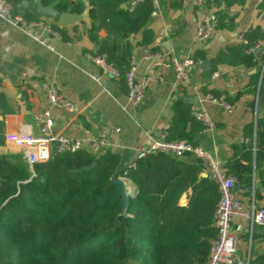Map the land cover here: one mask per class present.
<instances>
[{"label":"trees","instance_id":"trees-1","mask_svg":"<svg viewBox=\"0 0 264 264\" xmlns=\"http://www.w3.org/2000/svg\"><path fill=\"white\" fill-rule=\"evenodd\" d=\"M128 1L88 0L86 9L90 23L87 36L96 45L91 54L105 55L118 72L122 88L132 54L131 36L140 33L139 43L145 47L154 41L147 29L153 11L151 0L123 10L121 6ZM245 1L221 0L216 29L231 30L233 23L226 11ZM8 2L26 23L40 21L32 2ZM42 3L53 4L55 22L61 14L80 15L85 11L81 3L69 0ZM103 11L109 14L111 41L96 37L98 14ZM52 27L66 41L63 28L56 23ZM243 35L249 45L239 43L219 52L211 61L210 75L217 65L252 68L259 64L261 55L248 54L247 50L264 41V27ZM192 59L200 61L203 56L197 52ZM250 86H259L264 94V73L251 77L245 92H250ZM201 92L216 99L225 96L230 106L237 101V97L230 99L214 90ZM202 130L191 106L179 100L172 106L164 139L184 141L195 148L196 136ZM243 136L254 140V145L233 146L224 170L237 183L247 184L245 176L251 173L252 165L259 169L264 164V111L256 121L254 135L249 125ZM238 157L245 158L247 164H239ZM120 160L119 154L109 150L98 156L83 151L54 154L46 162L35 164L31 177L20 154L0 153V264H204L215 237L212 215L219 194L208 177L200 176L202 161L185 164L154 153L127 168L120 166ZM113 180L121 182L123 197ZM248 264H264V256Z\"/></svg>","mask_w":264,"mask_h":264},{"label":"crops","instance_id":"crops-1","mask_svg":"<svg viewBox=\"0 0 264 264\" xmlns=\"http://www.w3.org/2000/svg\"><path fill=\"white\" fill-rule=\"evenodd\" d=\"M27 1L34 4L40 21L57 25L53 4L44 5L41 0V6L45 9V12H41L35 0ZM69 1L85 7L80 14L83 20L62 27L67 39H52L50 44L54 52L0 20V153L19 154V149L6 142V135L30 133L33 137L38 136L34 116L47 108L41 90V84L45 81L53 82L58 92L73 106L71 112L56 108L49 110L53 136L88 143L104 129L108 150L121 156L124 150L149 145L151 140L145 137L146 132H151L153 139L158 138L157 132L159 135L165 134L172 116V106L177 101L187 104L188 99L195 97L196 102L191 109H197L204 96L201 90L209 89L230 99L237 97V101L231 105V112L213 104L203 105L213 129L196 136L197 147L210 154L224 169L233 146L254 145V140L248 141L243 133L244 128L250 125L254 135L256 121L264 111V108L258 107V97L264 94L260 93L259 86L256 89L250 86L249 93L245 90L251 77L256 73L261 77L264 73V46L256 52L261 58L255 67L217 65L211 75L208 72L212 68L211 61L219 52H227L239 44L240 35L264 27V0H246L243 5L228 8L226 13L233 28L216 29L205 42L197 40L195 29L210 10L195 7L193 0H154L147 24L154 41L145 47L139 43L140 33L130 38L133 46L131 56L136 63L135 75L150 80L144 101L135 108L127 104L126 88H122L117 80L101 76L100 81L95 82L90 78L99 74L100 70L86 58L87 54L96 50V45L87 36L90 28L86 13L88 0ZM132 1H128L126 9ZM108 15L106 11L98 14L96 37L99 40L112 39ZM153 48L156 51L151 52ZM155 52L162 57L154 61L145 59L146 55ZM197 52L203 56L201 65L203 62L209 63L206 71L200 66L192 73L189 82L177 85L169 59H192ZM213 74H216L215 78H212ZM130 158L131 155L128 160ZM179 160L185 164H196L199 159L185 154ZM237 162L247 164L243 157H238ZM245 177L249 182L236 183V196L244 206L253 204L255 208L264 209V164L259 169L252 165L251 173ZM123 183L130 185L128 180H123ZM184 200L185 196H182L181 201ZM232 231L240 240L237 254L247 264L264 256L261 227L251 226L249 221L237 218L232 222Z\"/></svg>","mask_w":264,"mask_h":264},{"label":"built area","instance_id":"built-area-1","mask_svg":"<svg viewBox=\"0 0 264 264\" xmlns=\"http://www.w3.org/2000/svg\"><path fill=\"white\" fill-rule=\"evenodd\" d=\"M140 2L142 0H133L127 9H133ZM151 2L153 5L154 0H151ZM220 2L221 0H193L195 7L210 10L196 25L195 33L199 42L207 41L216 30L218 23L216 12L220 9L218 6ZM0 20L20 30L50 52H54L50 44L52 39L62 41L58 32L53 29V24L44 21L26 23L21 16L14 14L13 7L8 0H0ZM238 41L243 45H249L244 35H240ZM66 45L69 46V43H66ZM262 46H264V41H259L254 46H250L247 53L255 55ZM161 57L160 53L155 52L146 55L145 59L147 61H154ZM86 58L100 70L99 74L90 76L93 81L99 82L101 76L114 80L119 78V74L114 66L106 61L105 55L87 54ZM169 63L174 82L177 85L189 82L192 73L201 66V61H195L187 57L182 59L172 57L169 59ZM135 72L136 63L131 56L128 63V71L124 75V84L126 88V101L132 108L139 106L144 101L150 82L146 77L137 78ZM215 77L216 74H213L212 78ZM41 90L47 108L34 116V121L38 124V136L33 137L30 133H22L10 134L5 137L6 142L19 149V154L27 165L31 177L34 176L33 166L49 160L53 156L51 153L53 149L55 150V154H74L83 151L93 156L101 155L108 150L107 135L104 129L99 131L95 140L88 143L79 139L53 136L51 133L52 118L49 110L56 108L71 112L73 106L63 98L53 82H43ZM204 104H213L226 112H231L232 106L227 104L225 96L216 99L210 95H204L199 101L198 108L191 109L193 116L203 125L201 133L207 134L213 129V125L205 112ZM115 132L117 133L118 130L116 129ZM145 137L151 140V143L149 145H140L132 150L131 158L126 162V167L132 168L135 160L154 153H161L175 159H180L185 154H190L201 160L206 177L217 186L219 194L212 215V226L215 230V237L210 242L209 253L204 264H247L237 254V246L240 240L232 231V222L234 219L240 218L249 221L251 226L263 227L264 209L255 208L253 204L244 206L240 202L234 192L237 181L234 177L227 176L221 164L212 158L210 154L198 147L193 148L184 141L167 142L164 139V134L153 139L151 132H146Z\"/></svg>","mask_w":264,"mask_h":264},{"label":"water","instance_id":"water-1","mask_svg":"<svg viewBox=\"0 0 264 264\" xmlns=\"http://www.w3.org/2000/svg\"><path fill=\"white\" fill-rule=\"evenodd\" d=\"M40 1L41 0H35L37 8L39 9V11L45 12V9L42 8ZM121 8L123 10H126V6L125 5H122ZM82 20H83V17L81 15H75V14H71V13H64V14H61V15L58 16L57 25H58V27L62 28V27L68 26V25H72L74 23H81ZM208 66H209L208 62H203L202 65H201V69L203 71H206ZM174 99L175 98H173V100ZM195 102H196V98L195 97L191 98L190 100L189 99L187 100V104L189 106H193L195 104ZM258 102H259L258 107L263 109L264 108V96H259L258 97ZM156 136H159V132L156 133ZM51 153L54 155L55 154V150L54 149L51 150ZM130 155H132V150H124L122 152L121 160H120V166H122V167L126 166V162H127L128 157ZM83 169H86V168H83ZM200 176L202 178H205L206 174L202 173ZM113 183L119 185V187H120L119 193L123 197V189H122L121 182L119 180H113ZM261 233H264V226L261 227Z\"/></svg>","mask_w":264,"mask_h":264},{"label":"rangeland","instance_id":"rangeland-1","mask_svg":"<svg viewBox=\"0 0 264 264\" xmlns=\"http://www.w3.org/2000/svg\"><path fill=\"white\" fill-rule=\"evenodd\" d=\"M126 184V183H125Z\"/></svg>","mask_w":264,"mask_h":264}]
</instances>
